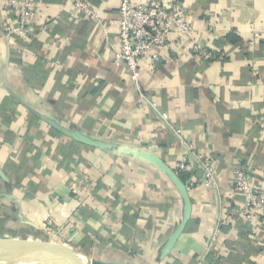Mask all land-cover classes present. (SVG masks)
Masks as SVG:
<instances>
[{"label":"crops","instance_id":"0c3cea01","mask_svg":"<svg viewBox=\"0 0 264 264\" xmlns=\"http://www.w3.org/2000/svg\"><path fill=\"white\" fill-rule=\"evenodd\" d=\"M34 1L33 39L6 38L16 23L0 1V237L65 239L124 264H264V219H242L231 184L242 168L264 189V0H159L195 36L172 34L152 71L141 63L142 94L113 62L121 0H90L91 19L67 0ZM191 151L213 156L210 184ZM151 157L176 174L187 160L191 217L168 251L184 204ZM78 175L91 183L73 192Z\"/></svg>","mask_w":264,"mask_h":264},{"label":"built area","instance_id":"2783aa9c","mask_svg":"<svg viewBox=\"0 0 264 264\" xmlns=\"http://www.w3.org/2000/svg\"><path fill=\"white\" fill-rule=\"evenodd\" d=\"M0 1L2 8L8 14L14 15L16 23V29H7L6 37H11L14 33H18L28 39H33L35 36L33 29L38 17V5L36 2L34 0ZM67 1L72 4L81 17L90 19L94 17V10L90 0ZM173 3H176V1ZM118 14L119 46L114 51L113 62L116 66H124L130 82L142 94L139 84L141 63L146 60L149 61L148 70L152 71L155 68V63L159 60L161 50L168 46L169 38L172 34L192 39L195 33L187 23L186 16L176 4L165 5L159 0H154L150 3L121 0ZM160 117L163 120L168 119L165 113H161ZM175 134L182 142L181 131L176 129ZM193 154L195 161L203 168L207 184H210L214 176L213 156L200 152H193ZM186 169L187 160L183 158V161L177 165V171L178 173H184ZM75 177L78 182L76 184L73 183L72 191H85L91 180L84 175ZM231 184L245 197L241 211L242 219L248 223L263 220L264 189L255 186L251 176L242 168H236L233 171ZM189 185L192 186L193 184ZM217 232L215 233L217 234Z\"/></svg>","mask_w":264,"mask_h":264},{"label":"water","instance_id":"95a60500","mask_svg":"<svg viewBox=\"0 0 264 264\" xmlns=\"http://www.w3.org/2000/svg\"><path fill=\"white\" fill-rule=\"evenodd\" d=\"M7 38V37H6ZM11 96H13L19 103L27 107L26 104L16 95L14 92L9 91ZM49 126L63 134L64 136L72 139L73 141L93 147L99 150H106L108 146L99 139H94L92 137L86 136L79 132L71 131L67 127L59 124L58 122L50 119L43 118ZM151 162L170 180V182L177 189L180 194L184 209L183 214L178 222L177 227L171 234L168 243L166 245L167 251L170 250L184 232L190 217H191V201L188 194V190L184 183L180 180L178 174L174 172L169 166H167L161 159L158 157H151ZM0 176L3 179H6L5 176L0 171ZM31 260H42L46 262L56 261L65 263V264H85L82 257L70 248L64 247L55 242L25 239V238H16V237H0V263L7 262H27ZM90 264H124L120 262H105L99 259L92 258L89 260Z\"/></svg>","mask_w":264,"mask_h":264},{"label":"rangeland","instance_id":"374dc122","mask_svg":"<svg viewBox=\"0 0 264 264\" xmlns=\"http://www.w3.org/2000/svg\"><path fill=\"white\" fill-rule=\"evenodd\" d=\"M38 239L42 241L41 238H38ZM63 240H65V239L57 240V241H54V240H51V239H49V240L47 239V240H43V241L55 242V243L60 244V245H62L64 247H67V248H70L72 250H75V252L78 253L82 257V259H83L85 264H90L89 258H85L83 253H80L79 250H76L77 246H74L71 242H64ZM27 262H25V264H34V263L35 264H59V263H53V262H46V261H42V260H39V261L38 260H31V261H27ZM19 263H21V262H19ZM0 264H2V263H0Z\"/></svg>","mask_w":264,"mask_h":264},{"label":"trees","instance_id":"16d2710c","mask_svg":"<svg viewBox=\"0 0 264 264\" xmlns=\"http://www.w3.org/2000/svg\"><path fill=\"white\" fill-rule=\"evenodd\" d=\"M226 39L229 43H232V44L237 43L239 41V38L232 37L231 35L227 36ZM178 174H179L178 176L180 180L182 181V183L186 184L189 174L188 173H178ZM3 233H5V231H0V235H2Z\"/></svg>","mask_w":264,"mask_h":264},{"label":"bare ground","instance_id":"6f19581e","mask_svg":"<svg viewBox=\"0 0 264 264\" xmlns=\"http://www.w3.org/2000/svg\"><path fill=\"white\" fill-rule=\"evenodd\" d=\"M21 263H19V262H7V263H3V264H25V262H22V261H20ZM28 263V262H27ZM55 263H59V264H65V263H62V262H59V261H56ZM35 264V263H34Z\"/></svg>","mask_w":264,"mask_h":264}]
</instances>
